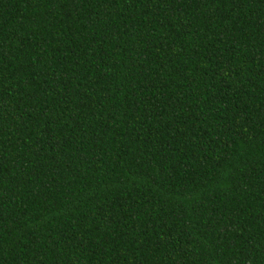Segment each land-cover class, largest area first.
<instances>
[{
  "label": "trees",
  "instance_id": "1",
  "mask_svg": "<svg viewBox=\"0 0 264 264\" xmlns=\"http://www.w3.org/2000/svg\"><path fill=\"white\" fill-rule=\"evenodd\" d=\"M0 264H264V0H0Z\"/></svg>",
  "mask_w": 264,
  "mask_h": 264
}]
</instances>
